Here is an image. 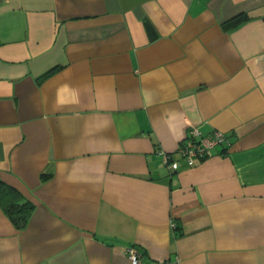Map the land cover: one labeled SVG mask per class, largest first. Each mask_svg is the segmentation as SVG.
Masks as SVG:
<instances>
[{"label":"crops","instance_id":"0c3cea01","mask_svg":"<svg viewBox=\"0 0 264 264\" xmlns=\"http://www.w3.org/2000/svg\"><path fill=\"white\" fill-rule=\"evenodd\" d=\"M0 177V264H264V0H0Z\"/></svg>","mask_w":264,"mask_h":264},{"label":"built area","instance_id":"2783aa9c","mask_svg":"<svg viewBox=\"0 0 264 264\" xmlns=\"http://www.w3.org/2000/svg\"><path fill=\"white\" fill-rule=\"evenodd\" d=\"M225 141V135L220 130H214L211 135L203 136L200 131L192 127L188 130L186 137L178 144L177 151L192 165L197 160L210 155L211 150L219 143ZM164 162L170 169H176L178 162L171 160L168 153L163 152ZM130 264H141V253L134 245L125 248ZM156 264H172L169 260H159Z\"/></svg>","mask_w":264,"mask_h":264},{"label":"trees","instance_id":"16d2710c","mask_svg":"<svg viewBox=\"0 0 264 264\" xmlns=\"http://www.w3.org/2000/svg\"><path fill=\"white\" fill-rule=\"evenodd\" d=\"M244 16H238L232 23L240 21ZM231 22V21H230ZM144 25L150 36L154 39L157 33L148 19H144ZM58 67L49 70L43 78L52 74ZM0 206L17 228H21L27 222L33 209V204L26 200L13 186L5 183L0 177Z\"/></svg>","mask_w":264,"mask_h":264}]
</instances>
